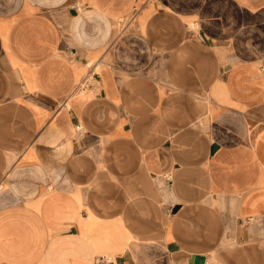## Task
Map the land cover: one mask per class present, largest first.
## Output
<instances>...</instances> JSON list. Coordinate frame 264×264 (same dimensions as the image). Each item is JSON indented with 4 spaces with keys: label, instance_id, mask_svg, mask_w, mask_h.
<instances>
[{
    "label": "crops",
    "instance_id": "0c3cea01",
    "mask_svg": "<svg viewBox=\"0 0 264 264\" xmlns=\"http://www.w3.org/2000/svg\"><path fill=\"white\" fill-rule=\"evenodd\" d=\"M0 264H264V0H0Z\"/></svg>",
    "mask_w": 264,
    "mask_h": 264
}]
</instances>
